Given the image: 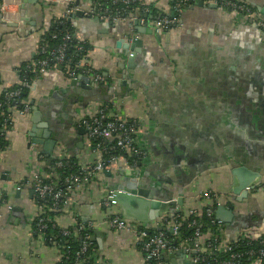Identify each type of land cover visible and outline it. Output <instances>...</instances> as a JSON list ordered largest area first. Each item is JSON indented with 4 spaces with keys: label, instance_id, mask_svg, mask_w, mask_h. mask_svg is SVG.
<instances>
[{
    "label": "crops",
    "instance_id": "0c3cea01",
    "mask_svg": "<svg viewBox=\"0 0 264 264\" xmlns=\"http://www.w3.org/2000/svg\"><path fill=\"white\" fill-rule=\"evenodd\" d=\"M6 1L7 15L0 19V96L22 81L27 64L36 58L41 36L59 17L38 0L25 4L26 20H21L22 0ZM92 1L75 0V4L84 10ZM136 1L150 10L138 14V22L112 24L83 15L69 18L94 72L119 89L124 116L148 125L149 130L139 136L145 149L140 176L132 173L130 180L157 200L182 195V205L163 217L201 209L211 201L201 205L196 196L211 193L217 209L226 208L228 201L234 207L229 222L220 220L225 238L264 235V192L240 200L231 192L235 168L245 167L264 177V31L249 20L233 19L228 10L195 5L182 10L177 27L156 32L152 22L174 15L173 0ZM244 1L264 8V0ZM137 23L139 30H135ZM134 41L139 42L134 51L124 48ZM71 82L59 70L38 74L27 100L35 102L40 120L33 122L32 113L17 116L6 135L0 152V264H58L62 258L59 247L45 242L32 227L41 206L35 201L31 171L35 166L43 172L49 164L43 145H28L29 132L34 128L41 139L45 130L40 126L47 123L57 141L53 159L60 149L68 160L89 166L96 155L76 122L97 110L93 104L105 101L99 98L112 96L109 86L90 81L89 87L93 86L84 88L82 81ZM39 153L46 162L37 165ZM119 169L104 171L96 184L72 194L71 203L54 213L57 226L74 228L78 218L88 226L121 214L118 207L102 205L109 188L129 179ZM158 220L143 226L155 232ZM88 232L94 264H143L134 234L120 235L102 226H88ZM162 261L180 264L179 259ZM186 261L192 262V254L186 253Z\"/></svg>",
    "mask_w": 264,
    "mask_h": 264
},
{
    "label": "built area",
    "instance_id": "2783aa9c",
    "mask_svg": "<svg viewBox=\"0 0 264 264\" xmlns=\"http://www.w3.org/2000/svg\"><path fill=\"white\" fill-rule=\"evenodd\" d=\"M193 0H178L174 4L173 11L177 16L172 17H161L152 22V27L156 32L169 31L173 27L179 25L178 15L182 12L183 7L192 2ZM197 2H202L204 5H214L220 9L228 10L233 19H243L249 20L251 23L259 30L264 31V16L253 9L244 0H197ZM7 1L3 0L0 3V13L2 17L5 18L7 15ZM40 4L54 13H59L58 23L63 24L67 22L72 15L76 13H81L85 17L96 18L101 21H107L112 24L124 21L138 22L136 15H131L129 18L125 16L128 10L134 11L136 13H149V8L143 6H136V0H111V5L114 8L104 7L101 3H95L86 9H80L78 5L75 4V0H40ZM19 18V15H18ZM141 24H145L146 20L140 19ZM54 36L53 38H55ZM63 44L57 46L56 48L49 49L47 44L43 45L40 50V55L42 58L37 59L32 63L28 70L30 73L43 74L48 70L56 71L61 68V72L70 80H75L78 77H87L96 86H109L112 90V96L109 98L108 103L111 106L110 110L106 113V107L102 103H94L97 110L92 113L85 115L84 117L78 118V125L85 132V139L87 143L91 146V140H104L105 142L115 141V145L109 150L118 152L115 155H110L105 158L106 150L101 148V143H98L95 148L91 147L94 154L96 155L95 161L89 166H82L78 163V173L73 174L66 178L65 184L67 186V191L69 194H77L83 190H87L89 187L96 184L98 178L106 170H116L120 167V173H134L136 178L140 176V169L145 157V149L143 144L139 140V136L146 133L149 128L148 125L138 119H129L124 116L122 110L121 98L119 96V89L114 82L99 73L94 72L86 52L81 55L76 61H71L70 57L67 56V50L69 48V43H74V48L78 54L83 53L82 41L78 36L70 35L69 33L64 34ZM72 64L70 67L69 65ZM20 96V90L14 92L6 93L5 98L16 99ZM9 112L13 113V116L9 121H5L4 124L0 125L1 134L0 137H7L6 135L12 131L14 126V120L18 117H26L31 113V107L28 102H23V108L21 110L11 107ZM10 126V129H8ZM32 150V147H31ZM128 153L136 158L135 161H129L122 153ZM54 159L57 161V166L62 167V162L68 160L62 153L60 149H57L54 154ZM37 165L43 160V155L38 154L36 156ZM32 179L31 185L35 194L45 200L51 202V207L48 211L57 213L64 206L71 203L70 197L60 190H56L52 184H45L44 180L48 179V176H43L35 166H33L31 171ZM246 192L250 195H256L264 192V177L261 180L258 187L255 189L246 188ZM105 200L102 205L111 208L117 207L114 203L113 192L108 191L104 194ZM197 199L201 200V205L204 202L214 201L216 198L211 195V193H199L196 196ZM63 205V206H61ZM207 206V205H206ZM205 206H203L204 208ZM119 209V208H118ZM202 209V208H201ZM201 209L188 210L187 215L194 218H199L201 215ZM178 214L172 217H162L158 220V227L167 229L172 235V241L178 242L175 245H171L165 234L155 231L150 234L147 229L134 221L123 219L121 214H112L104 218L102 221L94 222L91 221L88 226L90 227H106L115 233L120 235L124 233L134 234L138 240L142 251L141 262L143 264H164L162 261V255L166 252L172 254L178 251L185 250V252L192 254L193 264H236L237 260L248 256L249 259H254L252 262L257 264H264V237L260 240L259 244L262 246L258 250H249L245 253L234 251V242H239L248 238L250 240H256L259 237H252V235L240 234L235 240L230 241L224 236V228L222 222L216 218L214 211L210 208L205 209L204 214L209 219L210 225L213 226L214 231L208 240L203 239L202 233L198 228L194 230L193 237L190 239H182L179 232V226L176 222ZM47 210L41 207L40 213L32 221L34 223L36 230L34 232L41 234V232L51 226L52 228H58L60 230L57 235L71 239L74 237V233L68 228H59L56 224V216L46 218ZM73 229L77 233L83 236L81 249L75 255L74 264H85L88 260L84 257L85 253L90 244V236L88 231V226L82 225L78 222L74 223ZM197 226V220H193L189 224V227ZM156 229V228H155ZM76 233V236H77ZM264 236V235H262ZM50 241H52L50 239ZM53 243V242H51ZM216 254H224L227 256L224 260H218ZM63 256V255H62ZM96 260L95 253L93 257ZM106 264H111L110 262H105Z\"/></svg>",
    "mask_w": 264,
    "mask_h": 264
},
{
    "label": "trees",
    "instance_id": "16d2710c",
    "mask_svg": "<svg viewBox=\"0 0 264 264\" xmlns=\"http://www.w3.org/2000/svg\"><path fill=\"white\" fill-rule=\"evenodd\" d=\"M178 0H173L172 2V8L174 7V4ZM197 0H193L189 4L183 7V9L189 7V6H195ZM97 3H101L104 7L108 8H114V6L111 5V0H93L91 5ZM136 6H141L139 2L136 1ZM139 13H136L134 11L128 10L125 13V16L129 18L131 15H138ZM153 14V13H152ZM173 16H177V14L174 13ZM164 17V16H162ZM148 19V18H147ZM149 20V19H148ZM58 19L52 20V23L49 25L48 29L46 30L45 33L40 38L39 46H38V52L36 55V58L33 60L36 61L39 58H42L40 55V50L41 47L45 44L49 46V49L56 48L57 46L63 44V36L66 33H69L70 35L74 36V32L71 28L70 20L67 22H64L63 24L58 23ZM56 36L55 38H53ZM74 43H69V48L67 50V56L70 57L71 61H76L81 55H83L85 52H87L86 46L81 43L83 46V53L78 54L74 48ZM32 62V63H33ZM32 63L27 64L28 67L32 65ZM31 64V65H30ZM70 67L72 64L69 65ZM26 75H23L22 81L13 89L7 91V92H14L16 90H20V96L16 99H8L5 98L6 93L4 92L2 96H0V125L4 124L5 121H9V119L13 116L12 112H9V109L11 107H14L15 109L21 110L23 108V102H29L27 100L29 96V92L31 90L32 85L34 84V80L37 77V73H30L29 70L25 72ZM64 76L65 73H63ZM67 77V76H66ZM68 78V77H67ZM102 87V86H101ZM104 107H106V113L110 110L111 106L108 103V100H105L102 102ZM8 129H10V126H8ZM0 134H1V127H0ZM101 143V148L106 150L105 153V158H108L110 155H115L118 152L109 150L111 147L115 145V141H110V142H105L104 140H97V139H92L91 140V147L95 148V146ZM6 146V137H0V152L5 149ZM122 153V152H121ZM119 154V153H118ZM124 157H126L129 161H135L136 158L128 153H122ZM43 161L46 162V160L43 158ZM63 166L58 167L57 166V161L55 159H51V164L47 165V167L44 169L42 172L43 176H48V179L44 180L45 184H52L53 187L56 188V190H60L63 193L67 194V196L71 197V194L67 191V186L65 184V180L67 177L78 173L79 167L77 162L70 158V160H64L62 162ZM35 201L39 206H41L43 209L47 210V215L46 218L52 217L54 215L53 212L48 211V209L51 207V202L49 200L41 199L35 194ZM63 206V205H61ZM218 205L217 203H209L207 206L201 209V215L199 218H194L192 216H188L185 210L181 211L178 214V217L176 218V222L179 226V232L182 236V239H190L193 237L194 230L198 228L200 232L202 233L203 239L208 240L210 236L212 235L214 228L213 226L210 225L209 219L205 216L204 211L207 208L212 209L214 212L217 209ZM193 220H197V226L195 227H189V224L192 223ZM79 223L82 222L81 218H78L77 220ZM32 227L36 230V227L34 224H32ZM71 230L72 233H74V237L71 239H66L61 237L60 235L58 236L57 233L60 232L58 228H52L49 226L48 229L45 231L41 232L42 238L45 240V242L49 244H55L57 247H59L61 254L63 255L61 260L59 261L58 264H74L75 262V255L77 252L80 251L81 249V244H82V238L85 235L83 232L81 234L77 233L75 229L72 227L68 228ZM88 230V229H87ZM88 231H86L87 233ZM165 236L167 241L171 245L177 244L176 242L172 241V235L167 229H164L162 231ZM77 233V236H76ZM150 234H153L154 232H150ZM39 235V234H38ZM264 236H261L260 238L256 240H250L248 238H245L244 240H241L239 242H234V251L235 252H240V253H245L249 250H258L262 246L259 244L260 240ZM50 239L52 241H50ZM53 242V243H51ZM94 248L89 244V247L87 249V252L85 253L84 257L88 260L85 262V264H94V260L90 257H93L94 254ZM216 258L218 260H224L227 258L226 255L224 254H216ZM254 259H249L248 256H245L241 258L240 260L236 261V264H250Z\"/></svg>",
    "mask_w": 264,
    "mask_h": 264
},
{
    "label": "water",
    "instance_id": "95a60500",
    "mask_svg": "<svg viewBox=\"0 0 264 264\" xmlns=\"http://www.w3.org/2000/svg\"><path fill=\"white\" fill-rule=\"evenodd\" d=\"M3 0H0V3ZM38 0H22V5L20 7V14H21V20H26L25 18V4H35L37 3ZM196 6L203 7L204 4L202 2H197L195 4ZM249 5L255 9L257 12H259L262 16H264V8L258 7L253 5L249 1ZM214 8L215 6H209ZM75 15L81 16L82 14L76 13ZM2 18V14L0 13V19ZM135 30H139L138 28V23L135 24ZM139 42L134 41L133 45L130 47L125 46L124 48L128 50L134 51V46H138ZM59 71H61V68H58ZM78 81H82V87L84 88H90L91 86L95 85H90V80L87 77H78L75 80H72L71 84L76 85ZM86 84V86H84ZM121 85H124L123 82H121ZM99 99L102 100H108L107 96L106 97H101ZM99 99H92V101H98ZM71 101V100H70ZM75 100H73L74 102ZM30 107H31V113H32V121L37 122L40 120V112L38 111V107L36 106L34 101H29L28 102ZM70 104L69 102V107ZM42 127L45 131L42 134L41 139H38L34 135V128L30 130L29 132V137L31 138L29 140L28 145H35V144H41L44 146L43 148V155L45 156V159L47 160L48 164H51V159L53 158V151L56 146V139L53 138L51 131L48 129V124L47 123H42L40 126ZM82 133L80 130L79 133ZM124 174L129 176V179L122 185H115L114 187L109 188V191L113 192V201L116 204V206L119 208V211L121 212L122 218L126 220H131L134 222H137L141 225H149L152 222H155L156 220L160 219L164 215L167 214H174L175 213V207L176 206H181L182 205V195L179 196L178 199L176 200H157L152 198V195L150 194V191L144 188H139L134 180H130L132 173L124 172L120 173L121 176ZM262 178L259 173L252 172L251 170H248L245 167H238L235 168L232 171V187H231V192L233 195H237L240 200L241 198H246L248 195V192H246V188H251L255 189L256 187L259 186ZM233 204L231 201H228L227 207L226 208H221L219 207L216 210V218L223 221V222H229L230 219L233 217ZM163 228L159 227L156 228L157 232H161ZM119 241V240H117ZM162 260L166 259H179L180 264H193L192 262H187L186 261V252L185 250L175 252L173 254H167L164 253L162 255ZM99 262H102V259L98 260Z\"/></svg>",
    "mask_w": 264,
    "mask_h": 264
}]
</instances>
